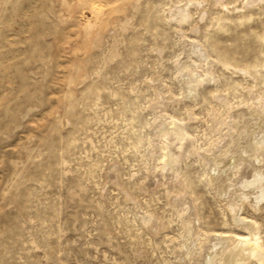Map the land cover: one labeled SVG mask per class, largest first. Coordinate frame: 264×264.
<instances>
[{"label": "rangeland", "instance_id": "374dc122", "mask_svg": "<svg viewBox=\"0 0 264 264\" xmlns=\"http://www.w3.org/2000/svg\"><path fill=\"white\" fill-rule=\"evenodd\" d=\"M184 2L0 0V264H180L183 205L209 233L245 235L236 220L252 221L264 248V201L234 218L194 155L178 166L182 190L151 171L161 103L191 113L202 145L230 120L211 88L233 106L264 97V0H192L179 26L168 13ZM187 37L216 81L172 105ZM154 77L168 90L159 97Z\"/></svg>", "mask_w": 264, "mask_h": 264}, {"label": "bare ground", "instance_id": "6f19581e", "mask_svg": "<svg viewBox=\"0 0 264 264\" xmlns=\"http://www.w3.org/2000/svg\"><path fill=\"white\" fill-rule=\"evenodd\" d=\"M191 4H193L192 0H185L184 4L182 3L181 6L168 13V19L178 23L179 26L185 24L190 18L189 6ZM179 28L181 29V27ZM196 30H192L193 33H197ZM182 44L184 46L182 56L175 60V80L180 85V96L174 97L171 93L166 95L167 99H170L167 102L172 105H179L181 102L186 105L194 104L199 89L209 87L216 81L211 70L214 60L210 58L206 48L197 40L192 41L188 37L184 38ZM154 79L151 82L156 85V94H158L156 96L159 97L168 90L166 85L162 87L161 84L158 85L160 82L157 78ZM211 89L209 90L210 97L224 103L227 108L225 109L226 117L230 118L229 122L225 118L220 120L221 123L218 125L221 127L218 132L222 131L223 125L227 131H223V134L219 132L222 135L218 134L215 139L209 138L205 144L201 145L187 129V121L190 122L191 113L190 115L187 113V120H184L177 117L175 113L167 112L165 108L167 104L164 105L160 102L162 106L159 111L154 112L152 124L154 140L151 151V171L158 173L162 180H170V184H177L179 190H182L184 189L183 184L177 173L179 164L192 155L199 157L206 166L207 186L214 190V193L218 195V198L223 201L235 218L240 214V208L244 203L255 209L261 201H264V97L250 96L251 102H240L233 106L227 102L223 94L215 90L211 91ZM217 113L218 111L213 110L210 118L212 117L214 120ZM227 158H231L229 161L227 160L228 167H226L228 164L223 162ZM175 199L177 200L176 197ZM183 206V213L180 214L182 216L180 223L183 229V242L179 247L180 252L178 251V263L247 264L250 260L262 262L264 248L262 249L256 241L257 239L254 238L258 228L254 223H251L252 221L249 222L245 218V221L243 219V221L236 220V227L239 226V229L246 230L245 235L209 233L198 226L196 216H193L189 207ZM178 218L180 217L178 216ZM157 221L153 216H145L142 220L144 224L158 226L156 228L159 229ZM158 222L160 223V221Z\"/></svg>", "mask_w": 264, "mask_h": 264}]
</instances>
